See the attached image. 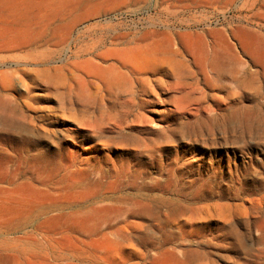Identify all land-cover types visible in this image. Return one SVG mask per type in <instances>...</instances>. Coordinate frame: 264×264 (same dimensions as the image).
<instances>
[{
    "label": "rangeland",
    "instance_id": "rangeland-1",
    "mask_svg": "<svg viewBox=\"0 0 264 264\" xmlns=\"http://www.w3.org/2000/svg\"><path fill=\"white\" fill-rule=\"evenodd\" d=\"M238 29L264 46V0H0V256L137 264L153 231L185 264H264V70Z\"/></svg>",
    "mask_w": 264,
    "mask_h": 264
},
{
    "label": "bare ground",
    "instance_id": "bare-ground-1",
    "mask_svg": "<svg viewBox=\"0 0 264 264\" xmlns=\"http://www.w3.org/2000/svg\"><path fill=\"white\" fill-rule=\"evenodd\" d=\"M236 34L239 39L241 51L246 54H253L255 58V65L264 70V46L259 44L257 41L258 39L246 30L238 29ZM15 38L18 39V37ZM11 59L13 58L11 57ZM203 62L208 65L212 72L221 73L235 62V58L233 53H231L230 46L225 40L220 38L219 43H216L211 52H207L205 54ZM0 105L3 110H9L10 114L15 113V110L8 109L4 103H0ZM4 118L11 119L12 117L11 115H6ZM238 197L239 196L237 194L234 195V199ZM137 198L138 199H135L134 201L135 204L143 206L148 212V215H159V211L162 207L168 209L169 206L172 208V203L170 201H165L155 197ZM117 199L118 197L115 200ZM124 200L127 201L126 198H124ZM119 202L124 201L122 198H119ZM170 211L171 213H174L175 209H171ZM154 235L155 233L153 231L148 232L145 236L140 238V242L142 243L145 251L149 252L154 250L160 256H139V262L137 264H185L184 261L178 259L173 254H168V249L166 248V244L168 243V234L162 235L158 242L155 240ZM91 257L92 256H0V264H85L92 261ZM94 257L96 259V264H104L103 256Z\"/></svg>",
    "mask_w": 264,
    "mask_h": 264
}]
</instances>
